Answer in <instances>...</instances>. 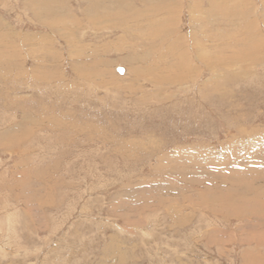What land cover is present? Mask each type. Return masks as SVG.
Returning <instances> with one entry per match:
<instances>
[{"label": "rangeland", "instance_id": "rangeland-1", "mask_svg": "<svg viewBox=\"0 0 264 264\" xmlns=\"http://www.w3.org/2000/svg\"><path fill=\"white\" fill-rule=\"evenodd\" d=\"M243 1L220 0L212 15L217 23H211L206 0H178L172 29L185 36L186 62H193L185 64L189 69L180 81V70L175 67L169 71L164 65L170 53L162 47L164 41L156 39L157 48L143 45L145 50L158 52L145 61L151 67L132 62L142 68L140 79L134 81L129 74L131 68L127 70L129 55L137 57L131 46L135 44L138 49L146 41L139 40L128 23L129 32L116 25L90 29L80 16L86 4L71 0L67 10L78 26L69 24L71 35L63 37L47 23L34 19L26 0H0V23L14 28L26 42L21 38L3 39L16 51L18 60L0 51V145L22 137L11 147L0 146V264H264V1ZM151 3L144 8L134 6L146 14L152 11L156 22H167L163 21L168 17H163L164 12L157 10L154 15L153 8L160 2ZM242 9L245 17L239 16ZM199 12L206 19L210 17L207 22L211 26L206 22L201 28V23L193 21ZM145 18L146 24L149 17ZM198 28L204 37L193 39ZM204 46H210L207 54L211 48L219 60L230 58L234 62L229 59L230 65L210 70L197 52ZM87 58L86 68L81 62ZM90 69L106 72L103 81L79 82L78 75H87ZM23 72L48 78L49 82L41 85L44 89L36 85L33 89ZM17 73L18 79L11 81ZM154 76H178L179 81H165L163 85L160 80L154 83ZM63 84L71 87L59 88ZM6 102L11 104L10 109ZM12 102L35 116L32 120L42 119L39 127L27 125ZM47 116L61 121L65 128L51 132L40 127L50 121L45 120ZM20 123L26 127L17 130L14 126ZM231 141L236 151L242 152L240 156L226 152ZM189 146L202 151L190 156L195 160L186 156L179 159L180 150L185 152ZM138 147V155L133 156L131 151ZM212 195L218 199L232 197L230 209L219 208V202L211 203ZM236 196L244 197L243 213L236 209Z\"/></svg>", "mask_w": 264, "mask_h": 264}, {"label": "bare ground", "instance_id": "bare-ground-1", "mask_svg": "<svg viewBox=\"0 0 264 264\" xmlns=\"http://www.w3.org/2000/svg\"><path fill=\"white\" fill-rule=\"evenodd\" d=\"M25 1V0H24ZM69 1H71V0H26V2H25V4H26V6H27V8L30 10V12H31V14H32V17H34V19H36V20H41L42 22H45V23H47L49 26H51V27H53V28H55L57 31H58V33L60 34V35H62L63 37H67V36H70L71 35V32H72V28L69 26V24H72L73 26H75V25H77L78 26V24H77V21L74 19V18H72L73 16H72V13L69 11V10H67V4L69 3ZM77 1V3L79 2V3H81V2H83V3H85L86 5V9H84V10H82V12H80V16H82V18H83V20H86L87 21V24H88V26L90 27V29H92V27H93V29H97V28H99V29H101V28H103V27H107V25H113V26H115L116 25V27L118 28V27H122L123 29H125L127 32H129V29L127 30L126 29V27H127V23L129 24V25H131L132 27H133V30L131 31V32H133V33H137L138 35L136 36V37H138V39L139 40H145L146 42H145V44H141V45H138V49H136L134 46H135V44H132V46H131V51H132V53H133V55L134 54H136V56L137 57H132V56H130L129 55V57H130V61L128 62L129 64H127L128 65V67H127V70L128 69H130V76L132 77V79L134 80V81H138L140 78L138 77L139 75H140V71H142V68H138V66H136V65H134L133 63H136V64H144V65H146V66H150L151 67V65L148 63V62H146L145 63V61L149 58V56L150 55H154V53L155 54H157L158 52L156 51V49L153 51L152 49L150 50V51H148V50H145V49H147V47H145V46H148V45H151V47L152 48H154V46H156V48H157V45L155 44L154 45V42H156L157 40L156 39H159V40H161V41H164V43L162 44L163 46V48H166V51H167V53L169 54L170 53V56H168V58H167V61L168 62H165L164 63V65L165 66H167V67H169L170 69H168L169 71H171L172 69H175V67L177 68V70L179 69L180 70V75L181 76H179V80L180 81H182L183 80V78H184V74H185V72L189 69V68H186L185 67V64L187 65V63H188V65H189V63H191V61L193 62V60H191V61H188V59H187V62H186V57H187V54H188V47H187V45H186V42L187 41H184V39H183V37H185V36H181V33H179L178 31H175V29L173 28L172 29V22L173 21H171V18H173L172 17V15H174V12L176 13L177 12V8H175V7H177V5H178V0H76ZM217 1V0H216ZM215 0H206V3H208V5L210 6V11L208 12V15L211 17V19H210V21H211V23L212 22H216V19L215 18H217V17H212V15H213V13L215 12V10H216V8H217V4L219 3V1H218V3L216 2ZM245 1V0H244ZM243 1V2H244ZM264 1V0H263ZM151 2H154V3H159L160 2V4L159 5H157L156 7L154 6V8L153 7H151V8H153V11H154V15H155V11H157L158 10V12L159 13H163L162 15H163V17L164 16H168L165 20H163V21H166L167 20V22H162L161 20V22H156V20L154 19V17H153V15H152V11H151V14L150 13H145V12H143V11H141L142 10V8H139V9H141V10H137V8L134 6V5H139L140 4V6H144V7H146L145 5H147L148 3H151ZM200 2V1H199ZM222 2V1H221ZM220 2V3H221ZM229 2V1H228ZM231 2V1H230ZM235 2V1H234ZM233 2V3H234ZM240 2V1H239ZM246 2V1H245ZM251 2V1H250ZM163 3V4H162ZM202 3V2H201ZM205 3V4H206ZM225 3V2H224ZM232 3V4H233ZM235 3H237V2H235ZM264 3V2H263ZM152 4V3H151ZM193 4V3H192ZM191 4V5H192ZM231 4V5H232ZM229 5V4H228ZM248 5V4H247ZM82 6V5H81ZM150 6V5H149ZM186 6V5H185ZM190 6V5H189ZM205 6V5H204ZM235 6H237V4L236 5H234V7ZM239 6V5H238ZM143 7V8H144ZM231 7V6H230ZM240 7V6H239ZM253 7V6H252ZM263 7V6H262ZM81 8V7H80ZM83 8V7H82ZM198 8V7H197ZM199 8H201V7H199ZM249 9H251V8H249ZM253 9V8H252ZM28 10V11H29ZM202 10V9H201ZM201 10H198V11H201ZM243 10V11H242ZM241 10V12L239 13V16H244L245 17V11H244V9H242ZM239 11H240V9H239ZM262 11V10H261ZM78 12V13H79ZM170 12H173L172 14L170 13ZM231 12H233V10L231 11ZM235 12V11H234ZM263 13L262 14H264V7H263V11H262ZM203 13H204V11H203ZM203 13H201V12H199V15L197 16H195V18H194V22L195 23H201V28L203 27V25L204 24H206V22H207V20L210 18V17H208L207 16V19L203 16ZM230 13V12H229ZM259 13V12H258ZM61 14H63V17H64V15H65V17L67 16V18L65 19H62V18H60V16H62ZM75 14V13H74ZM247 14H248V12H247ZM246 14V15H247ZM145 15H147L148 17H149V19H147L146 20V24L144 23L145 22ZM157 15V14H156ZM205 15V14H204ZM234 15V14H233ZM256 15V14H255ZM229 16V15H228ZM76 17V16H75ZM163 17H161V18H163ZM218 17H220V16H218ZM225 17V16H224ZM81 18V19H82ZM157 18V17H156ZM175 18V17H174ZM230 18V17H229ZM238 18H242L243 19V17H237V19ZM68 19V22L67 21H65V20H67ZM192 19V18H191ZM201 19V20H200ZM221 19H222V16H221ZM226 19H228L227 17H226ZM154 20H155V22H154ZM159 20V19H158ZM176 20V19H175ZM220 20V19H219ZM234 20V19H233ZM144 21V22H143ZM201 21V22H200ZM228 21V20H227ZM226 21V22H227ZM182 22V21H181ZM187 22H188V20H187ZM261 22V21H260ZM85 23V22H84ZM165 23V24H164ZM174 23V25L176 24L175 22H173ZM208 23V22H207ZM217 23V22H216ZM220 23V22H219ZM250 23H252V22H250ZM4 24V23H3ZM80 24V23H79ZM137 24V25H136ZM209 24V23H208ZM178 25V24H177ZM194 25V24H193ZM196 25H198V24H196ZM210 25V24H209ZM7 27V23H5L4 25H2V23H0V36H2V38H0V51H3V52H7V55L9 56L10 54H12L13 55V57H15L16 56V60H18V59H20L19 57H18V54H16V51H12V49H10L11 48V46L10 47H8V45H5L6 43L4 42L3 43V39H6V37L8 38V37H10V38H15V39H18V38H21L22 40H21V42L23 43V42H25V40H24V37L22 38L20 35H18L16 32H15V30H14V28L12 29L10 26H8V28H6ZM131 26H130V28H131ZM199 26V25H198ZM211 26V25H210ZM174 27V26H173ZM193 27V26H192ZM252 27H255V26H252ZM200 28V27H199ZM199 28L195 31V33H194V36L193 37H195V38H193V39H201V38H203L204 36H203V34L204 33H202V32H200V30H199ZM17 29V28H16ZM76 29H77V27H76ZM89 29V28H88ZM195 29H196V27H195ZM226 29V28H225ZM224 29V30H225ZM229 30H230V28H228ZM227 29V30H228ZM232 29V28H231ZM242 29H244V28H242ZM248 29V28H247ZM6 30H7V32H6ZM215 30V29H214ZM219 30V29H218ZM223 30V31H224ZM239 30H240V28H239ZM255 30V29H254ZM109 31V30H108ZM148 31V33H146ZM212 31V30H211ZM210 31V32H211ZM220 31V30H219ZM222 31V30H221ZM192 32V31H191ZM247 32V31H246ZM250 32V31H249ZM255 32V31H254ZM92 33V32H91ZM114 33V32H113ZM112 33V34H113ZM207 33V32H206ZM214 33V32H213ZM216 33H217V31H216ZM228 33H230V32H228ZM242 33V32H241ZM251 33H252V31H251ZM52 34V33H51ZM100 35H101V33H99ZM130 34V33H129ZM217 34H219V33H217ZM232 34V33H231ZM235 34V33H234ZM246 34V33H245ZM260 34V33H259ZM84 35V34H83ZM97 35V34H96ZM131 35V34H130ZM192 35V34H191ZM207 35V34H206ZM221 35H223V34H221ZM224 35H226V37H227V34H224ZM254 35V34H253ZM252 35V36H253ZM24 36H25V34H24ZM40 36V35H39ZM85 36V35H84ZM203 36V37H202ZM216 36V35H215ZM214 36V38L216 39V37ZM228 36H229V34H228ZM233 36V35H232ZM231 36V37H232ZM236 36V35H235ZM247 36V35H246ZM248 36H249V34H248ZM256 36V35H255ZM254 36V37H255ZM28 37V36H27ZM48 37V36H47ZM80 37V36H79ZM83 37V36H82ZM96 37V36H95ZM99 37V36H98ZM225 37V36H224ZM260 37V36H259ZM26 38V37H25ZM32 38V37H31ZM35 38V37H34ZM40 38V37H39ZM38 38V39H39ZM213 38V39H214ZM218 38H219V35H218ZM228 38V37H227ZM245 38V37H244ZM253 38V37H252ZM258 38V37H257ZM262 38V37H261ZM37 39V38H36ZM37 39V40H38ZM42 39H43V37H42ZM98 39V38H97ZM124 39V38H123ZM123 39H121V40H123ZM206 39V38H205ZM209 39V38H208ZM207 39V40H208ZM237 39V38H236ZM246 39V38H245ZM138 40V41H139ZM158 40V41H159ZM231 39H229V41H230ZM251 40V39H250ZM255 40V39H254ZM41 41V40H40ZM140 41V42H141ZM205 41V40H204ZM208 41H211V39H209ZM232 41V40H231ZM237 41H239V40H237ZM248 41V40H247ZM252 41V40H251ZM21 42H19L20 44H21ZM27 42H28V40H27ZM44 42H46V40H45V38H44V40H42L41 42H40V46L44 43ZM118 42V41H117ZM245 42V41H244ZM243 42V43H244ZM249 42V41H248ZM254 42V41H253ZM26 43V42H25ZM29 43H31L30 41H29ZM36 44H37V42H35ZM84 43V42H83ZM157 43V42H156ZM191 43H193V42H191ZM194 43H196V42H194ZM224 43V42H223ZM229 43V42H228ZM239 43H240V41H239ZM246 43V42H245ZM244 43V44H245ZM49 44H51V43H49ZM54 44V43H53ZM80 44H82V43H80ZM85 44V43H84ZM87 44V43H86ZM108 44H109V42H108ZM117 44V43H116ZM159 44V43H158ZM197 44V43H196ZM208 44V43H207ZM227 44V43H226ZM238 44V43H237ZM241 44V43H240ZM247 44V43H246ZM250 44V43H249ZM18 45V44H17ZM30 45V44H29ZM37 45H39V43L37 44ZM46 45H48V44H46ZM89 45H90V43H89ZM143 45H145V46H143ZM211 45V44H210ZM214 45V44H213ZM223 45V44H222ZM228 45V44H227ZM231 45H232V42H231ZM235 45H236V43H235ZM242 45V44H241ZM255 45V44H254ZM20 46H22L23 47V45H20ZM91 46H93V45H91ZM97 46H100V45H97ZM139 46H143V49L141 48V47H139ZM198 46V45H197ZM202 46H203V44H202ZM207 46V45H206ZM206 46H204V47H202V48H198L199 50H197V52L199 53V59H201V61H204L205 62V64L206 65H208V67L210 68V70L211 69H215L217 66H224L225 64H229L228 63V60L230 59H226L227 61H225V62H223V61H221V60H219L218 59V57H216V54L214 53V54H212V52H210V50H211V48H210V50H209V53L210 54H207V49H208V47H210V46H208L207 48H206ZM212 46V45H211ZM224 46H226V45H224ZM223 46V47H224ZM234 45H232V47H233ZM249 46V45H248ZM21 47V48H22ZM37 47H39V46H37ZM52 47V46H51ZM222 46H220V48H221ZM5 48H7V50L5 49ZM41 48H42V46H41ZM88 48V47H87ZM93 48V47H92ZM159 48V47H158ZM163 48H161V50H163ZM228 48H229V45H228ZM242 48V47H241ZM33 49V48H32ZM35 49V48H34ZM44 49H46V48H44ZM192 49V48H191ZM196 49V48H195ZM216 49V48H215ZM227 49V48H226ZM238 49H239V47H238ZM242 49H244V48H242ZM246 49V48H245ZM18 50H19V48H18ZM25 50V49H24ZM38 50H39V48H38ZM90 50V49H89ZM93 50V49H92ZM98 50V49H97ZM200 50H202V52L200 53ZM217 50V49H216ZM240 50V49H239ZM238 50V51H239ZM28 51V50H27ZM30 51V50H29ZM87 51V50H86ZM129 51V50H128ZM160 51V50H159ZM224 51H229L228 49L227 50H224ZM223 51V52H224ZM242 51V50H241ZM98 52V51H97ZM117 52V51H116ZM197 52H195V53H197ZM216 52V51H215ZM220 52V51H219ZM222 52V53H223ZM236 52V51H235ZM84 53H86V52H84ZM91 53V51L89 52V54ZM94 53V52H93ZM129 53H130V51H129ZM166 53V54H167ZM192 53V52H191ZM257 53V52H256ZM25 54V53H24ZM27 54H28V52L25 54L26 55V57H27ZM79 54V53H78ZM83 54V53H82ZM131 54V53H130ZM218 54V53H217ZM235 53H233V55H234ZM237 54V53H236ZM31 56H33L32 54H30ZM41 55V54H40ZM85 55V54H84ZM93 55V54H92ZM196 55V54H195ZM219 55H221V54H219ZM233 55H231L232 57H233ZM238 55V54H237ZM7 56V57H8ZM75 56H78L77 55V52H76V55ZM80 56V55H79ZM86 56H87V54H86ZM230 56V57H231ZM243 56V55H242ZM26 57H25V59H26ZM84 57V56H83ZM95 57V56H94ZM125 57H127V55L125 56ZM161 57V56H160ZM159 57V58H160ZM189 57V56H188ZM187 57V58H188ZM196 57V56H195ZM221 57H222V55H221ZM235 57V56H234ZM9 58V57H8ZM57 58V57H56ZM55 58V59H56ZM91 58V57H90ZM28 59V58H27ZM85 59V58H84ZM94 59V58H93ZM161 59V58H160ZM162 59H164V58H162ZM223 59V58H222ZM46 60V59H45ZM125 60H127L128 61V59H125ZM151 60V59H150ZM195 60V59H194ZM230 60H232L231 62L233 63L234 61H233V59H230ZM229 60V61H230ZM235 60V59H234ZM38 61V60H37ZM91 61V60H90ZM124 61V60H123ZM122 61V62H123ZM157 61V60H156ZM158 61H160V60H158ZM16 62H18V61H16ZM87 62H89L88 61V58H87V60H84V62H81L82 63V65L84 64V67H88L87 65H88V63ZM119 62V61H118ZM126 62V61H125ZM125 62H123L124 64H125ZM133 62V63H132ZM142 62H144V63H142ZM152 61H150V63H151ZM41 63V62H40ZM91 63V62H90ZM161 63H163V61H161ZM161 63H160V68L159 69H161L163 66H161ZM236 63V62H235ZM234 63V64H235ZM152 64V63H151ZM233 64V65H234ZM244 64V63H243ZM199 65V64H198ZM230 65V64H229ZM57 66V65H56ZM81 66V65H80ZM243 66V65H242ZM110 67V66H109ZM111 68V67H110ZM147 68V67H146ZM196 68L197 67H195V70H196ZM218 68V67H217ZM155 69H157V68H155ZM194 69V68H193ZM225 69H227V68H225ZM109 70V69H108ZM145 70H147V69H145ZM152 70V69H151ZM242 70H246V68H243L242 67ZM143 71H144V69H143ZM157 70H155L154 72L157 74V72H156ZM158 71H160V70H158ZM166 71V70H165ZM209 71V70H208ZM75 72V71H74ZM103 72H104V70H103ZM118 72H119V70H118ZM128 72H129V70H128ZM211 72V71H210ZM220 72H222V71H220ZM35 73V72H34ZM120 73V72H119ZM123 73H124V70H123ZM123 73H120V74H123ZM145 73H146V71H145ZM0 74H2V71H1V66H0ZM20 74V73H19ZM23 74V76H24V78H25V80L27 81L26 83H28V82H30V83H28V84H30L31 85V87L33 86V85H36V87L35 88H38V87H41V88H45V87H42L41 85H44L45 86V81L48 79H44V78H40L39 76H37V75H30V73H22ZM36 74V73H35ZM105 74H106V72H105ZM105 74H103L102 73V71H95V70H92V69H90L88 72H87V75H85V74H79L78 75V78H79V82H80V80H85V81H88V83H90V82H93L94 83V81H97V83L99 82L100 83V81H103V78L104 77H102V76H104ZM142 74V73H141ZM158 74H160L161 75V73H158ZM157 74V75H158ZM174 74V73H173ZM150 75V74H149ZM22 76V75H21ZM85 76H87V78L86 79H84V78H82V77H85ZM109 76V75H108ZM112 76V75H111ZM146 76V75H145ZM153 76V75H152ZM114 77V76H113ZM120 77V76H119ZM128 77V76H127ZM141 77H143L142 75H141ZM150 77V76H149ZM160 77V78H159ZM77 78V79H78ZM107 78H109V77H107ZM107 78H106V82H107ZM178 76H171V77H169V78H161V76H157V78H155V76H154V78H152V81L154 82V83H158L159 82V80H160V83L162 82L163 83V85H165L166 84V82L165 81H179L178 79ZM6 79V78H5ZM15 79H18V73H17V75L13 78V79H11V81L12 80H15ZM97 79V80H96ZM110 79V78H109ZM118 79V78H117ZM145 79H146V77H145ZM151 79V78H150ZM175 79H177V80H175ZM193 79H194V77H193ZM198 79V78H197ZM20 80V79H19ZM24 80V81H25ZM111 80H113V79H111ZM127 80H129V79H127ZM147 80H148V78H147ZM10 81V82H11ZM23 81V82H24ZM77 81V80H76ZM109 82H110V80H108ZM114 81H115V79H114ZM113 81V82H114ZM134 81H132L133 83H134ZM146 81V80H145ZM151 81V82H152ZM197 81V80H196ZM15 82V81H14ZM47 82V81H46ZM49 82V81H48ZM47 82V83H48ZM79 82H78V84H79ZM83 82V81H82ZM106 82H102V83H106ZM109 82H107V83H109ZM113 82H112V84H113ZM117 82V81H116ZM121 82V81H120ZM149 82V81H148ZM150 82V83H151ZM215 82V81H214ZM16 83H17V81H16ZM25 82H24V84H26ZM33 83V84H32ZM86 83V82H85ZM84 83V84H85ZM123 83V82H122ZM131 83V82H130ZM169 83V82H168ZM182 83V82H181ZM23 84V85H24ZM27 84V85H28ZM72 84V83H71ZM71 84H69V85H67V84H63V85H61L59 88H61L62 86H65V87H67V86H69V87H71L70 85ZM87 84V83H86ZM85 84V85H86ZM135 84V83H134ZM176 84V83H175ZM177 84H178V82H177ZM22 85V86H23ZM26 85V87H28ZM38 85H40V86H38ZM83 85V84H82ZM107 85H109V84H107ZM111 85V84H110ZM168 85V84H167ZM186 85V84H185ZM196 85V84H195ZM20 86V85H19ZM25 86V85H24ZM56 86V85H55ZM58 86V85H57ZM73 86L74 87H76L77 86V84H74L73 83ZM79 86V88H80V85H78ZM119 86H120V84H119ZM162 86V85H161ZM168 86H171V85H168ZM183 86V85H182ZM34 87H32L33 89H35ZM94 87V86H93ZM100 88H101V86H99ZM98 87V88H99ZM104 87H106V86H104ZM110 87V86H109ZM116 88L117 86H113V88ZM25 88V87H24ZM31 88V89H32ZM82 89H83V87H81ZM85 88H87L86 86H85ZM84 88V89H85ZM107 88V87H106ZM21 89V88H20ZM57 89V88H56ZM38 90V89H37ZM91 90H93V89H91ZM96 90V89H95ZM117 90V89H116ZM129 90H130V88H129ZM85 91H89L88 90V88L85 90ZM97 91V90H96ZM95 91V92H96ZM131 91V90H130ZM212 91V90H211ZM210 91V92H211ZM146 92V91H145ZM197 92V91H196ZM200 92V91H199ZM93 93V92H92ZM130 93V92H129ZM198 93V92H197ZM202 93V92H201ZM201 93H199V95L201 94ZM206 93V92H205ZM212 93V92H211ZM125 94V93H124ZM123 95V94H122ZM143 95H144V93H143ZM128 96H130L131 98L133 97L132 95H128ZM214 96V95H213ZM13 97V96H12ZM98 97V96H97ZM135 97V96H134ZM133 97V98H134ZM147 97V96H146ZM105 98V97H104ZM128 99L127 100H129V97H127ZM137 98V97H136ZM148 98V97H147ZM126 99V98H125ZM131 100V99H130ZM129 100V101H130ZM135 100V99H134ZM144 100H145V98H144ZM12 101V100H11ZM141 101V100H140ZM146 101H147V99H146ZM145 101V102H146ZM103 102V101H102ZM133 102V101H132ZM13 104H15L16 105V102H12ZM145 104H147V103H145ZM6 105H8L7 106V108L8 109H10L9 108V106L11 105V104H9V103H7L6 102ZM12 108V107H11ZM21 110V112H20V114H21V117H22V120L24 121V122H26L27 123V125L30 123H33V124H35V125H37V127H39V120L40 121H43L42 119H38V118H36V120L34 121V120H32L35 116H29V114H28V112H27V110H25L24 109V107H17V105H16V108H15V111H17V110ZM19 110V111H20ZM50 112V111H49ZM63 113V112H62ZM39 116V115H38ZM53 116H47L46 118H45V120L48 118L50 121L48 122V124H40V127L42 126V127H44V129H48L49 131H54V132H56L57 131V129H61L62 127H64L65 128V126H63L62 125V122L61 121H59L58 122V120H56L54 117L52 118ZM36 121H37V124H36ZM64 125H66L65 123H64ZM26 127V124L25 123H23V124H21L20 123V126L19 125H16V126H14V127H16V129L18 130H22V129H20V128H23V127ZM74 127V126H73ZM66 130H68V129H66ZM8 131V130H7ZM7 131H6V134H7ZM26 131V130H25ZM28 131V130H27ZM4 132V131H3ZM67 132H69V130L67 131ZM67 132H66V134H67ZM10 133V132H9ZM60 133V132H59ZM5 134V135H6ZM21 134V133H20ZM21 135H24V134H21ZM68 135V134H67ZM90 136V135H89ZM88 137V136H87ZM20 138H22V137H20ZM20 138H18L17 140H8L7 142H6V144H3V145H0V146H4V147H11V146H13L15 143H17V141H19L20 140ZM69 138V137H68ZM3 139V138H2ZM115 139V138H114ZM120 139H122V138H120ZM144 139V138H143ZM248 140V139H247ZM1 141V140H0ZM92 141V140H91ZM121 141H123V139L121 140ZM160 141H162V140H160ZM185 141H187V140H185ZM118 142V141H117ZM157 142V141H156ZM3 143V142H2ZM60 143H62V142H60ZM116 143V142H115ZM144 143V142H143ZM158 143V142H157ZM161 144H163V142H160ZM139 145H141V144H139ZM138 145V146H139ZM166 145V144H165ZM236 145H237V143H236ZM146 146V144L144 145V147ZM153 146V145H152ZM157 146H159V144L157 145ZM177 146V145H176ZM136 147H137V145H136ZM154 147V146H153ZM156 147V146H155ZM160 147V146H159ZM161 147H163V145H161ZM165 147V146H164ZM167 147V146H166ZM181 147V146H180ZM180 147H178V149H181ZM186 147V146H185ZM184 148V147H183ZM138 149H139V147L138 148H133V150L131 151V154H133V156H136V155H138ZM153 149V148H152ZM200 149H201V151H202V148H197L196 146H189L188 148H186V149H184V151L185 152H183V150H180V152L178 153V154H181L182 153V155L180 156V158L179 159H182L184 156H186V158L189 160V158L190 159H196V157L194 156V157H190V156H192L193 154H197L198 155V153L199 152H201L200 151ZM255 149V148H254ZM142 150H143V148H142ZM145 150V149H144ZM147 150H150V148L149 149H147ZM146 150V151H147ZM227 151L226 152H230V153H233V152H235V155L237 154L238 156H240L241 154H242V152H237L236 151V149H235V145L234 144H232V141L229 143V145L227 146V149H226ZM250 150V149H249ZM158 151V150H157ZM251 151V150H250ZM253 151V150H252ZM256 151V150H255ZM154 152V151H153ZM177 152H178V150H177ZM193 152H195V153H193ZM139 153H140V151H139ZM157 153V152H156ZM151 154H153L152 152H151ZM185 154V155H184ZM218 154V153H217ZM248 154V153H247ZM261 154V153H260ZM234 155V157L235 158H237L236 156ZM255 155V154H254ZM130 156V155H129ZM150 156V155H149ZM165 156V155H164ZM246 156V155H245ZM253 156V155H252ZM261 156H263V155H261ZM247 157H249V156H247ZM256 157V156H255ZM151 158V157H150ZM161 158V160H163L164 159V157H160ZM171 158V157H170ZM217 158V157H216ZM229 158H231V157H229ZM232 158H233V156H232ZM231 158V159H232ZM261 158V157H260ZM142 159V158H141ZM144 159V158H143ZM168 159V158H167ZM211 159V158H210ZM234 159V158H233ZM244 159H245V157H244ZM247 159H251V158H247ZM165 160V159H164ZM184 160V159H183ZM215 160H217V159H215ZM235 160V159H234ZM233 160V161H234ZM143 161H145V159L143 160ZM142 161V162H143ZM170 161H171V159H170ZM211 161V160H210ZM219 161V160H218ZM227 161V160H226ZM164 162V161H163ZM172 162V161H171ZM180 162V161H179ZM240 162V161H239ZM243 162H245V161H243ZM242 162V163H243ZM263 162V161H262ZM217 163V162H216ZM230 163V162H229ZM213 164V163H212ZM211 164V165H212ZM226 164V166H227V163H225ZM232 164V163H231ZM233 164H234V162H233ZM165 165H166V163H165ZM169 165V164H168ZM210 165V167H212ZM217 165V164H216ZM236 165V164H235ZM234 165V166H235ZM245 165V164H244ZM255 165V164H254ZM214 166V165H213ZM221 166V165H220ZM231 167V168H235V167ZM248 166V165H247ZM209 167V166H208ZM228 167V166H227ZM165 167H163V169H164ZM215 168V167H214ZM219 168V167H218ZM237 169H239L238 167H236ZM235 168V169H236ZM248 168V167H247ZM260 168H262L261 166H260ZM166 169V168H165ZM164 169V170H165ZM175 169V168H174ZM208 169V168H207ZM212 169V168H211ZM221 169V168H220ZM225 169H227L226 167H225ZM159 170V169H158ZM167 170V169H166ZM165 170V171H166ZM222 170V169H221ZM221 170H218L219 172L221 171ZM230 170V169H229ZM233 170V169H232ZM231 170V171H232ZM241 170V169H240ZM244 170V169H243ZM159 171H161V170H159ZM224 172H225V170H224ZM238 172V171H237ZM241 172V171H240ZM164 173V172H163ZM206 173V172H205ZM218 173V172H217ZM247 173V172H246ZM240 174V173H239ZM245 174V173H244ZM254 174V173H253ZM222 175V174H221ZM236 175H237V173H236ZM241 175V174H240ZM168 176H169V174H168ZM218 176V175H217ZM167 177V176H166ZM210 177V176H209ZM222 177V176H221ZM227 177V174L225 175V178ZM239 177V176H238ZM161 178H163V177H161ZM216 177H214V179H215ZM229 178H230V176H229ZM231 178H233V177H231ZM166 179V178H165ZM211 179V178H210ZM221 179V178H220ZM219 179V180H220ZM224 179V178H223ZM239 180H242V178L240 179V177L238 178ZM246 179V178H245ZM250 179V178H249ZM255 179V178H254ZM253 179V180H254ZM259 179H260V177H259ZM224 180H226V179H224ZM227 180H228V177H227ZM247 180V179H246ZM256 180V179H255ZM184 181V180H183ZM233 181V180H232ZM236 181V180H235ZM261 181V180H260ZM173 182V181H172ZM186 182V181H185ZM241 182V181H240ZM248 182V181H247ZM251 183H253L252 181H250ZM191 183V182H190ZM189 183V184H190ZM237 183H238V180H237ZM261 183V182H260ZM264 183V182H263ZM263 183H261V184H263ZM211 184V183H210ZM230 185H232L231 183H229ZM242 184V187H243V183H241ZM246 184V183H245ZM182 185V184H181ZM196 185V184H195ZM194 185V186H195ZM206 185V184H205ZM237 185V184H236ZM249 185V184H248ZM252 186L254 185V184H251ZM260 185V184H259ZM171 186V185H170ZM226 186V185H225ZM237 186H239V184L237 185ZM245 186V185H244ZM211 187V186H210ZM227 187H228V184H227ZM249 187H251L250 185H249ZM254 187V186H253ZM182 188V187H181ZM188 188H190V187H188ZM235 188V187H234ZM184 189V188H183ZM191 189V188H190ZM200 189V188H199ZM228 189V188H227ZM237 189V188H236ZM242 189V188H241ZM246 189V188H245ZM169 190V189H168ZM172 190H175V189H172ZM193 190V189H192ZM234 190V189H233ZM243 190V189H242ZM198 191V190H197ZM260 191H262V190H260ZM193 192V191H192ZM241 193V192H240ZM239 193V194H240ZM242 193H244V192H242ZM264 193V192H263ZM262 193V194H263ZM178 194V193H177ZM180 194V193H179ZM235 194V193H234ZM182 195V194H181ZM190 195V194H189ZM246 195V194H245ZM180 196V195H179ZM188 196V195H187ZM220 196V195H219ZM231 196H232V194H231ZM193 197H194V195H193ZM203 197V196H202ZM201 197V198H202ZM237 198H239V202L236 204V206H237V208L236 207H234V208H236V209H238L239 210V212L241 213L242 212V210L244 209V207L246 208V206L243 204V202H242V199L244 200V197L243 196H236ZM247 197V196H246ZM186 198V197H185ZM200 198V197H199ZM211 203H215V202H219V204H218V207L219 208H221V207H225L224 209H226V208H229L230 209V201L232 200V197L230 198V196H229V198L230 199H226V198H222V199H218V198H215V197H213V195L211 196ZM233 198H235V197H233ZM262 198H263V196H262ZM202 199H205L206 200V198H202ZM145 200V199H144ZM182 200H183V198H182ZM189 200H190V198H189ZM203 201V200H202ZM208 201V200H207ZM206 201V202H207ZM238 201V200H237ZM236 201V202H237ZM254 201H256V200H252V203L255 205V203H254ZM193 202V201H192ZM235 202V203H236ZM169 203V202H168ZM197 203V202H196ZM198 203H200L199 202V200H198ZM203 203V202H202ZM244 203H246V202H244ZM248 203H249V200H248ZM190 204H191V202H190ZM205 204V203H204ZM126 205V204H125ZM200 205V204H199ZM254 205H251V204H249V206L251 207V206H253L254 207ZM257 205H259L258 203H257ZM190 206V205H189ZM192 206V205H191ZM209 206V205H208ZM233 206H234V204H233ZM264 206V205H263ZM196 207V206H195ZM214 207H215V205H214ZM213 207V208H214ZM168 208H170V207H168ZM198 208V207H197ZM208 208H210V206L208 207ZM255 208V207H254ZM174 209V208H173ZM170 211H172L171 209H169ZM216 210V209H215ZM234 210V209H233ZM248 210H249V207H248ZM248 210H245L246 212L248 211ZM198 211H199V209H198ZM217 211V210H216ZM215 211V212H216ZM228 211V210H227ZM258 211V210H257ZM257 211H256V213H257ZM214 212V213H215ZM218 212V211H217ZM221 212V211H220ZM224 212V211H223ZM232 212V211H231ZM234 212V211H233ZM246 212H244V213H246ZM252 212H254V211H252ZM172 213V212H171ZM179 213V212H178ZM200 213V212H199ZM205 213V212H204ZM219 213V212H218ZM243 213V212H242ZM250 213V212H249ZM248 213V214H249ZM255 213V212H254ZM253 213V214H254ZM180 214V213H179ZM219 214H221V213H219ZM225 214V213H224ZM229 214V213H228ZM248 214H245V215H248ZM212 215H213V213H212ZM223 215V214H222ZM230 215V214H229ZM228 215V216H229ZM250 215V214H249ZM177 216V215H176ZM235 216V215H234ZM253 216V215H252ZM258 216V215H257ZM171 217V216H170ZM226 217V216H225ZM240 217H241V215H240ZM260 217V216H259ZM178 218H179V216H178ZM203 219V218H202ZM175 220V219H174ZM178 220V219H177ZM185 220V219H184ZM183 220V221H184ZM173 221V220H172ZM185 221H187V220H185ZM205 221V220H204ZM173 223H175V222H173ZM250 223V222H249ZM183 224V223H182ZM246 224V223H245ZM185 225V224H184ZM180 227H181V225H180ZM264 233V232H263ZM263 236V235H262ZM264 238V237H263ZM250 239V238H249ZM246 241V240H245ZM219 243V242H218ZM250 245V244H249Z\"/></svg>", "mask_w": 264, "mask_h": 264}, {"label": "water", "instance_id": "water-1", "mask_svg": "<svg viewBox=\"0 0 264 264\" xmlns=\"http://www.w3.org/2000/svg\"><path fill=\"white\" fill-rule=\"evenodd\" d=\"M119 72H120V73H123V69H119Z\"/></svg>", "mask_w": 264, "mask_h": 264}]
</instances>
